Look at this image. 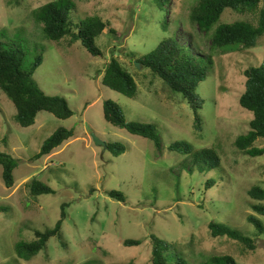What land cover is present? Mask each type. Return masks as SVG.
<instances>
[{"label": "rangeland", "instance_id": "1", "mask_svg": "<svg viewBox=\"0 0 264 264\" xmlns=\"http://www.w3.org/2000/svg\"><path fill=\"white\" fill-rule=\"evenodd\" d=\"M53 1L0 0V34L22 41L25 50L33 51L32 56L36 48L45 49L34 80L47 95L66 98L74 112L68 120L42 112L35 125L23 128L16 120L15 105L0 90V151L19 161L10 189L0 166V209H7L0 213V264H152L154 238L170 246L167 255L182 254L189 264H202L215 255L231 256L238 264H264V233L259 235L248 221L254 216L264 226V216L252 208L264 206V202L248 195L256 186L264 189V156H248L235 146L237 138L249 132L253 119L240 106V98L246 91L245 71L264 65V36L250 50L211 51L207 36L195 32L214 63L198 88L201 106L197 111L202 121L198 130L195 111L182 95L173 94L160 78L136 65L172 37L176 25L166 30L167 21L177 20L179 15L187 18L196 0H172L167 5L171 15H165L155 0L76 1L74 22L78 17L100 16L121 34L116 38L105 32L97 40L103 58L90 55L81 42L69 47L67 41L44 38L32 12ZM263 6L264 0L260 8ZM257 15L227 10L220 23L256 25ZM179 33L184 36L189 31ZM113 58L138 84L136 98L103 84ZM108 100L119 105L127 122L156 126L162 149L108 123L103 109ZM60 128L73 129L74 137L36 160L44 142ZM92 135L107 145H123L124 154L116 157L111 149L104 151ZM182 141L195 151L214 149L222 166L207 174L198 170L190 174L185 168L187 156L169 149ZM254 146L264 148V139ZM210 179L215 184L206 190ZM33 180L47 184L56 194L33 197L29 187ZM112 191L122 194L124 201L111 198ZM64 203L69 205L61 236L52 238L31 261L20 262L17 243L33 241L35 230L53 229ZM211 222L252 238L255 250L227 237L212 239ZM127 240L141 245L126 247L123 242Z\"/></svg>", "mask_w": 264, "mask_h": 264}, {"label": "trees", "instance_id": "2", "mask_svg": "<svg viewBox=\"0 0 264 264\" xmlns=\"http://www.w3.org/2000/svg\"><path fill=\"white\" fill-rule=\"evenodd\" d=\"M78 0H55L47 3L32 12L36 24L42 27L46 40L54 42L67 41L69 47L77 42L93 57L103 58V51L97 46V40L108 32L116 38L121 34L114 29L110 20H104L100 16L86 17L84 20L78 17L74 22L73 12H77ZM158 7L171 15L167 5L172 0H155ZM263 0H196L187 18L171 20L165 28L169 30L176 25V32L172 37L164 39L155 50L146 55L141 62L142 67L160 78L173 94H180L188 105L195 111V122L198 130L202 129L201 116L197 109L200 105L198 88L209 76L213 67V56L208 53L200 43L196 31L203 33L210 41V50L218 51L230 47H241L247 50L257 46L258 41L264 36V6L260 8ZM231 10L235 13L256 14L257 24L251 22H235L233 24L220 23L224 13ZM188 29L189 34L184 33ZM183 32L181 36L179 32ZM210 38V39H209ZM186 40L191 44L186 43ZM23 42L0 34V90L13 102L17 109L16 120L23 128H29L36 123L38 115L48 112L60 120H68L74 116L69 102L64 97L49 96L41 90L34 80L35 73L44 62V48H36V55L32 56V50H25ZM32 49V47H31ZM207 53H206V52ZM225 53V52H221ZM129 56V55H128ZM246 91L240 98V106L253 115L250 122V130L241 135L235 141V146L240 151L251 157L264 156V148H256L254 145L259 139H264V65L258 68L250 67L245 71ZM103 84L112 91L134 99L138 96V84L128 70L117 59H112L107 65ZM104 118L115 127L127 130L132 135L149 139L155 143L158 150L162 149V138L156 126L138 122H127L121 108L113 101L104 103ZM74 130L60 128L49 137L35 155L39 160L49 156L54 150L61 147L74 137ZM113 151L114 156L119 157L125 152L121 144L107 145ZM170 151L186 155L185 168L190 174L196 170L201 173L210 172L222 166L220 156L210 147L202 151H195L187 142H176L170 146ZM0 166L3 168V181L10 189L15 184V170L19 161L8 153L0 151ZM214 179L206 183V190L214 185ZM29 187L33 197L56 194L55 190L45 183L33 180ZM111 198L123 202L124 196L118 192L109 193ZM248 195L251 199L264 202V189L259 186L252 188ZM68 203L61 207V218L53 229L44 232L35 230V239L31 242L20 241L16 245V255L20 262L31 261L40 252L47 248L48 242L55 237H60L63 224L67 219L66 208ZM253 210L258 215L264 216V206L254 205ZM7 209H0V213ZM248 221L257 228L259 235L264 233L261 221L249 216ZM210 237L220 239L227 237L249 250H255L254 240L244 236L238 230L224 224L211 222L209 224ZM258 235V234H257ZM126 247H139L140 241L127 240L123 242ZM152 264H189L183 255L169 256L166 254L170 246L162 239L152 240ZM89 264V263H85ZM202 264H238L228 255L211 256Z\"/></svg>", "mask_w": 264, "mask_h": 264}, {"label": "water", "instance_id": "3", "mask_svg": "<svg viewBox=\"0 0 264 264\" xmlns=\"http://www.w3.org/2000/svg\"><path fill=\"white\" fill-rule=\"evenodd\" d=\"M136 65L138 66L139 69L142 68L141 63H136ZM92 139L94 141V143L96 144V146L98 147H103L104 151H106L108 149V146L105 142H102L99 138H97L95 135H92Z\"/></svg>", "mask_w": 264, "mask_h": 264}]
</instances>
